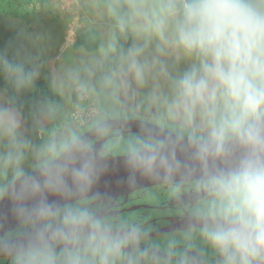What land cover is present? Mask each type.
<instances>
[{
	"label": "clouds",
	"instance_id": "9594fccd",
	"mask_svg": "<svg viewBox=\"0 0 264 264\" xmlns=\"http://www.w3.org/2000/svg\"><path fill=\"white\" fill-rule=\"evenodd\" d=\"M34 14L78 16V42L53 59L50 31L14 22L0 47V264H173L96 206L116 172L191 190L182 264H264V0Z\"/></svg>",
	"mask_w": 264,
	"mask_h": 264
},
{
	"label": "flooded vegetation",
	"instance_id": "af4514ba",
	"mask_svg": "<svg viewBox=\"0 0 264 264\" xmlns=\"http://www.w3.org/2000/svg\"><path fill=\"white\" fill-rule=\"evenodd\" d=\"M118 131V130H117ZM95 204L114 220L138 227L142 247L151 249L161 259L173 256V264H182L180 252L190 243L186 236V216L192 203L191 190L173 192L166 186L151 185L128 193L98 192ZM209 253L207 264H211Z\"/></svg>",
	"mask_w": 264,
	"mask_h": 264
},
{
	"label": "rangeland",
	"instance_id": "374dc122",
	"mask_svg": "<svg viewBox=\"0 0 264 264\" xmlns=\"http://www.w3.org/2000/svg\"><path fill=\"white\" fill-rule=\"evenodd\" d=\"M58 2L69 10L73 9L74 7V0H58ZM35 19V14L32 15L30 21H26L15 15L7 13L4 14L0 11V47H4L9 41L15 39L16 33L15 30L11 27V24L16 22L27 25L30 29L34 28L35 30L44 29L50 31L54 38L53 48L50 52V56L53 59H55V57L60 54V50L62 48L66 50L72 48L75 38L78 34L77 29L79 28L80 24L78 16L66 14L65 25H62L55 18L50 17H41L39 25H34L33 22Z\"/></svg>",
	"mask_w": 264,
	"mask_h": 264
},
{
	"label": "trees",
	"instance_id": "16d2710c",
	"mask_svg": "<svg viewBox=\"0 0 264 264\" xmlns=\"http://www.w3.org/2000/svg\"><path fill=\"white\" fill-rule=\"evenodd\" d=\"M43 1L44 0H0V11L4 14H12L26 21H30L32 15H34L43 4ZM77 42L78 34L73 45ZM0 83H2V81H0ZM38 83L39 87L43 89L45 86L43 79Z\"/></svg>",
	"mask_w": 264,
	"mask_h": 264
},
{
	"label": "water",
	"instance_id": "95a60500",
	"mask_svg": "<svg viewBox=\"0 0 264 264\" xmlns=\"http://www.w3.org/2000/svg\"><path fill=\"white\" fill-rule=\"evenodd\" d=\"M122 175L121 172H116L114 173L110 178H109V183L103 184L100 189L99 192H104V193H111V194H116V193H128L132 190L138 189V188H142V187H146V186H151V185H155L152 183H143L140 184L138 186H127L123 183H119L118 182V177Z\"/></svg>",
	"mask_w": 264,
	"mask_h": 264
}]
</instances>
